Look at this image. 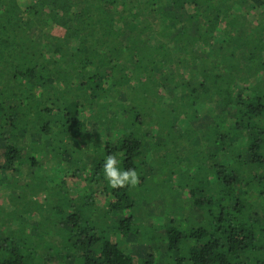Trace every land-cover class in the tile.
I'll return each instance as SVG.
<instances>
[{"label": "trees", "instance_id": "16d2710c", "mask_svg": "<svg viewBox=\"0 0 264 264\" xmlns=\"http://www.w3.org/2000/svg\"><path fill=\"white\" fill-rule=\"evenodd\" d=\"M0 145V264H264V0H0Z\"/></svg>", "mask_w": 264, "mask_h": 264}, {"label": "clouds", "instance_id": "9594fccd", "mask_svg": "<svg viewBox=\"0 0 264 264\" xmlns=\"http://www.w3.org/2000/svg\"><path fill=\"white\" fill-rule=\"evenodd\" d=\"M115 155H109L104 164V172L112 188H121L127 185L135 187L139 183L138 173L134 169L121 171Z\"/></svg>", "mask_w": 264, "mask_h": 264}, {"label": "rangeland", "instance_id": "374dc122", "mask_svg": "<svg viewBox=\"0 0 264 264\" xmlns=\"http://www.w3.org/2000/svg\"><path fill=\"white\" fill-rule=\"evenodd\" d=\"M0 149L1 150H3V146H1L0 145ZM0 158H1V156H0ZM1 160V159H0ZM51 160H50V155L49 156H47V155H45V157L42 159V162L43 163H45V164H48L49 162H50ZM154 178H151L153 181L155 180V176H153ZM159 179L158 178H156V181H158ZM162 180H163V177H162ZM155 181V182H156ZM178 181H180V180H178ZM152 196V193H148V195H146V198H148V197H151ZM141 197H142V195H141ZM146 198H141L140 200H139V202H141V201H144ZM138 207H139V204H138ZM154 208V206H151V207H149L148 208V210L150 211L151 209H153ZM157 217H158V213L157 212H155L153 215H149V218H148V220H147V222L148 223H153V221H154V219H157ZM51 241V240H50ZM51 243L54 245V246H56V247H60V246H62V244H63V241H62V239H60L59 237L58 238H56L55 240H52L51 241ZM128 247V246H127ZM132 247L134 248V245L132 244ZM48 255V253L46 252L43 256H47ZM51 264H57V262H53V259H52V263Z\"/></svg>", "mask_w": 264, "mask_h": 264}]
</instances>
